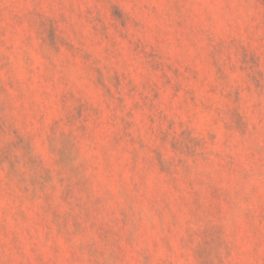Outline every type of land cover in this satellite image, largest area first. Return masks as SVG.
I'll list each match as a JSON object with an SVG mask.
<instances>
[{"label":"rangeland","instance_id":"rangeland-1","mask_svg":"<svg viewBox=\"0 0 264 264\" xmlns=\"http://www.w3.org/2000/svg\"><path fill=\"white\" fill-rule=\"evenodd\" d=\"M0 264H264V0H0Z\"/></svg>","mask_w":264,"mask_h":264}]
</instances>
